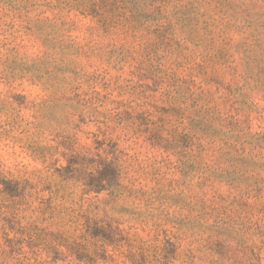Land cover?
<instances>
[{
	"label": "rangeland",
	"instance_id": "374dc122",
	"mask_svg": "<svg viewBox=\"0 0 264 264\" xmlns=\"http://www.w3.org/2000/svg\"><path fill=\"white\" fill-rule=\"evenodd\" d=\"M0 264H264V0H0Z\"/></svg>",
	"mask_w": 264,
	"mask_h": 264
}]
</instances>
